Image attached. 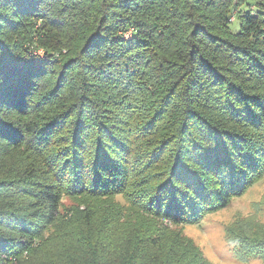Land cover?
<instances>
[{"label":"trees","instance_id":"trees-1","mask_svg":"<svg viewBox=\"0 0 264 264\" xmlns=\"http://www.w3.org/2000/svg\"><path fill=\"white\" fill-rule=\"evenodd\" d=\"M262 177L264 0H0V264H213L184 226Z\"/></svg>","mask_w":264,"mask_h":264},{"label":"rangeland","instance_id":"rangeland-1","mask_svg":"<svg viewBox=\"0 0 264 264\" xmlns=\"http://www.w3.org/2000/svg\"><path fill=\"white\" fill-rule=\"evenodd\" d=\"M238 21L233 22L236 29ZM119 201L123 200L117 196ZM264 198V177L255 181L244 193L233 198L220 209L206 214L199 222L185 225L184 233L199 246L205 257L213 264H262L258 259L236 260L229 252L225 241L226 226L236 218L254 216L264 221V206L255 208ZM68 199L65 204L70 203ZM253 217V218H254Z\"/></svg>","mask_w":264,"mask_h":264}]
</instances>
